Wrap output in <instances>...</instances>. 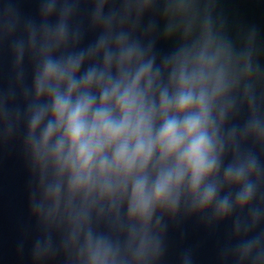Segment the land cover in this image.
<instances>
[{"label": "water", "instance_id": "obj_1", "mask_svg": "<svg viewBox=\"0 0 264 264\" xmlns=\"http://www.w3.org/2000/svg\"><path fill=\"white\" fill-rule=\"evenodd\" d=\"M201 114L215 163L193 188L180 151L162 156L156 139L167 120ZM148 117L135 264H264V0H166ZM178 165L182 179L154 198Z\"/></svg>", "mask_w": 264, "mask_h": 264}, {"label": "clouds", "instance_id": "obj_2", "mask_svg": "<svg viewBox=\"0 0 264 264\" xmlns=\"http://www.w3.org/2000/svg\"><path fill=\"white\" fill-rule=\"evenodd\" d=\"M51 71L49 75H52ZM133 82L131 88L123 94L117 96V91L113 90L112 97H116L117 106L121 111V119L115 121L108 109L105 107L106 101L111 99L107 94L102 97L101 107L89 118L92 110L90 99H78L74 105L70 102L73 88L69 87V94L61 98L57 96L54 104L56 116V129L64 128L65 138L70 142L71 150L69 159L75 156V162L81 169L87 168L95 156L114 141L120 143L116 149L115 162L122 164L127 170L139 163L143 168L150 158L153 151L151 138L150 117L144 115L143 106L135 94L136 84ZM193 102L192 95L181 94L175 101L176 107L183 111ZM166 103L162 101V104ZM204 123L203 114L184 120L182 123L176 119L167 120L159 131L156 143L162 151V156L169 153L180 151V165L191 170V183L196 188L201 179L211 172L215 161L210 159V142L202 130ZM53 133L49 127L44 136V143ZM134 141V143H132ZM63 141L57 146L56 152L62 150ZM103 164V161L101 162ZM177 166L175 172L161 174L158 178L154 190V198L160 199L170 188L173 180L179 182L183 172ZM135 195L138 198L139 206L142 211H146L148 201L143 197L144 182L137 183ZM212 190L209 189L204 196L207 201L211 198Z\"/></svg>", "mask_w": 264, "mask_h": 264}]
</instances>
